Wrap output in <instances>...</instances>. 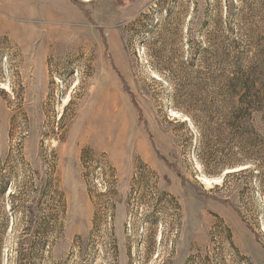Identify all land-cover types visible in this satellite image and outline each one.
Wrapping results in <instances>:
<instances>
[{
  "label": "rangeland",
  "instance_id": "obj_1",
  "mask_svg": "<svg viewBox=\"0 0 264 264\" xmlns=\"http://www.w3.org/2000/svg\"><path fill=\"white\" fill-rule=\"evenodd\" d=\"M249 69L264 0H0V264H264V114H185Z\"/></svg>",
  "mask_w": 264,
  "mask_h": 264
},
{
  "label": "trees",
  "instance_id": "obj_2",
  "mask_svg": "<svg viewBox=\"0 0 264 264\" xmlns=\"http://www.w3.org/2000/svg\"><path fill=\"white\" fill-rule=\"evenodd\" d=\"M225 79L228 78L220 75L217 83L212 86V95L220 99V107L214 101L209 106L204 105L199 111L193 107L201 115L196 117L193 111H185L199 132L200 143L207 139L206 143L210 144L216 130L219 138L225 134L250 137L248 130H254L251 125L253 120L264 114V96H261L260 88L256 86L255 72L250 69L236 72L228 79V83L223 84ZM217 115L220 116L221 123L216 129L214 121ZM200 120L204 121L201 126ZM204 164L202 161V165Z\"/></svg>",
  "mask_w": 264,
  "mask_h": 264
}]
</instances>
